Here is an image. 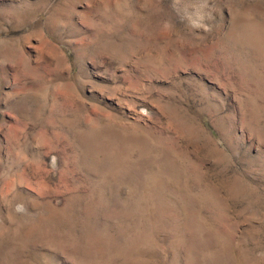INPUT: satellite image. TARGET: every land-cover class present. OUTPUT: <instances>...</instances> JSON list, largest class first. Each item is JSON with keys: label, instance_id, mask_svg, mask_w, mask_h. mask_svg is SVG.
Wrapping results in <instances>:
<instances>
[{"label": "rangeland", "instance_id": "1", "mask_svg": "<svg viewBox=\"0 0 264 264\" xmlns=\"http://www.w3.org/2000/svg\"><path fill=\"white\" fill-rule=\"evenodd\" d=\"M0 264H264V0H0Z\"/></svg>", "mask_w": 264, "mask_h": 264}]
</instances>
